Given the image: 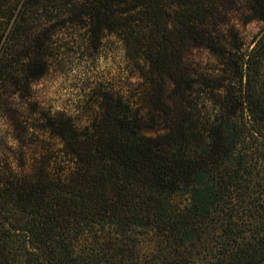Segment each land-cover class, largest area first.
Returning <instances> with one entry per match:
<instances>
[{
    "label": "trees",
    "instance_id": "trees-1",
    "mask_svg": "<svg viewBox=\"0 0 264 264\" xmlns=\"http://www.w3.org/2000/svg\"><path fill=\"white\" fill-rule=\"evenodd\" d=\"M112 38L136 96L94 88L83 127L20 110L62 45ZM0 120V264H264V0H0Z\"/></svg>",
    "mask_w": 264,
    "mask_h": 264
},
{
    "label": "rangeland",
    "instance_id": "rangeland-1",
    "mask_svg": "<svg viewBox=\"0 0 264 264\" xmlns=\"http://www.w3.org/2000/svg\"><path fill=\"white\" fill-rule=\"evenodd\" d=\"M238 14H234L232 23L239 31L240 38L246 48H251L261 30V24L251 23L242 26ZM64 60L53 64L44 78L32 87V93L26 103H22L20 110H29L28 103L36 104L38 112H63L74 118L80 127L88 123L91 111H94L95 100L93 89L99 87L112 90L123 96H136L141 79L129 71L123 57L120 44L115 39H109L99 54L93 57L80 53L69 44L61 46ZM194 64L199 68H210L212 63L203 52L194 53ZM29 117V119H33ZM38 135V136H37ZM37 138L27 142L23 148L21 159L25 166L40 155L39 143L46 137L36 134ZM17 144L11 136V131L3 120H0V157L8 159L13 166L20 158ZM19 155V156H18Z\"/></svg>",
    "mask_w": 264,
    "mask_h": 264
}]
</instances>
